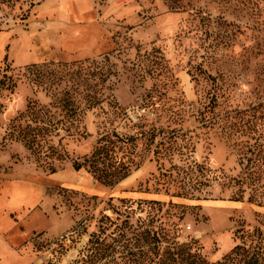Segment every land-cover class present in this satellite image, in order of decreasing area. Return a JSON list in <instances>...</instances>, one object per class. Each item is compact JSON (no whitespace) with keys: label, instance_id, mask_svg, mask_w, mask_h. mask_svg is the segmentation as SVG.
<instances>
[{"label":"rangeland","instance_id":"374dc122","mask_svg":"<svg viewBox=\"0 0 264 264\" xmlns=\"http://www.w3.org/2000/svg\"><path fill=\"white\" fill-rule=\"evenodd\" d=\"M18 5L30 6L23 21L15 16ZM8 12L0 10L5 20L0 26V79L6 75L13 83L0 88V264H81L89 234L100 220L115 218L113 209L129 205L121 199L161 201L159 214L167 212L178 223L177 240L192 242L210 261L233 247L236 228L253 226L264 215V206L247 197L231 200L230 190L217 182L204 189L200 200L171 199L184 207L163 205L170 198L158 184L153 148L112 187L96 181L85 167L74 169L73 161L95 144L102 120L98 110L84 116L86 138L62 139L53 171L14 139L8 126L29 100L49 102L46 92L22 75L24 66L105 54L116 71L107 92L136 126L159 130L156 142L165 121L162 105L168 99L188 105L198 97L188 73L191 66L201 65L213 75L225 72L237 85V100L247 99L249 89L263 87L264 0H22ZM53 141L57 144V138ZM192 157L227 173L237 165L218 138L195 143ZM156 187L161 190L155 192ZM141 207L131 221L146 215V206ZM108 233L103 234L106 241L113 236Z\"/></svg>","mask_w":264,"mask_h":264},{"label":"trees","instance_id":"16d2710c","mask_svg":"<svg viewBox=\"0 0 264 264\" xmlns=\"http://www.w3.org/2000/svg\"><path fill=\"white\" fill-rule=\"evenodd\" d=\"M21 2L0 0V10L8 8L10 14ZM29 7L22 9L18 5L15 16L19 21L28 17ZM4 21L0 17V26ZM23 68L22 75L41 87L49 102L29 100L8 124L10 135L52 171V161L62 153L57 148L62 139L86 138L89 132L84 116L98 110L102 120L95 144L88 154L73 161L74 169L85 167L96 181L112 187L137 168L146 156L144 152L153 148L158 184L170 198L163 205L184 207L171 199L200 200L205 198L204 189L217 182L222 189L230 190L231 200L247 197L249 203L264 206V79L260 81L263 87L249 89L247 99L239 101L237 85L225 72L213 75L201 65L191 66L188 73L198 97L188 105L170 103L169 99L162 105L165 121L162 139L156 142L159 130L151 127L147 131L142 128L144 124L136 126L126 109L107 92L112 89L111 77L116 73L108 54L99 59L34 63ZM11 80L3 75L0 88H9ZM118 126L125 130L118 131ZM134 128L140 129L136 133L129 131ZM211 138L222 140L235 155L237 165L231 173L213 170L192 157L195 143ZM121 201L129 205L123 210L113 209L116 217L105 215L104 224L100 220L97 229L89 234L81 264H264V215L253 226L236 228L233 247L220 259L210 261L192 242L177 240L178 223L170 221V216H165L167 212L159 214L161 201ZM134 203L136 207H132ZM141 206H146V215L131 221L136 210L143 211ZM107 229V236L113 234L110 241L103 236Z\"/></svg>","mask_w":264,"mask_h":264},{"label":"built area","instance_id":"2783aa9c","mask_svg":"<svg viewBox=\"0 0 264 264\" xmlns=\"http://www.w3.org/2000/svg\"><path fill=\"white\" fill-rule=\"evenodd\" d=\"M188 229L190 228V226L187 227Z\"/></svg>","mask_w":264,"mask_h":264}]
</instances>
